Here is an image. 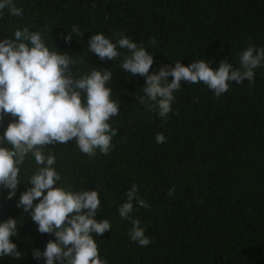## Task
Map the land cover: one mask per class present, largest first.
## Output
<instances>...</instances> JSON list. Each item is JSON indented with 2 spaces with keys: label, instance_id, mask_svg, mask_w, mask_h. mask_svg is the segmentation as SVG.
<instances>
[{
  "label": "trees",
  "instance_id": "trees-1",
  "mask_svg": "<svg viewBox=\"0 0 264 264\" xmlns=\"http://www.w3.org/2000/svg\"><path fill=\"white\" fill-rule=\"evenodd\" d=\"M23 16H0V39L17 27L40 30L46 41L77 59V68H108V82L120 100L118 129L112 151L89 157L73 142L49 145L57 157L62 181L74 189H97L101 205L97 220L107 218L111 232L95 237L108 264H264V67L255 81L231 84L216 97L202 83L174 93L172 111L161 119L136 97L144 78L120 69L119 60L101 61L88 52L87 40L102 32L113 40L126 35L154 55L150 69L211 60L214 69L228 59L239 67L238 54L251 42L264 47V0H16ZM83 32L70 44L62 38L72 26ZM122 55L126 50H121ZM122 59V57H121ZM84 63L80 64L79 61ZM75 71V66H73ZM171 80V77H169ZM12 117L6 116L0 133ZM163 133V143L155 136ZM36 167L27 160L24 168ZM136 183L149 209L136 208L150 244L129 240L131 223L118 207ZM16 197L0 195V220H19L17 237H10L25 257L0 264H37L33 248L43 249L51 234H41ZM171 193V194H169ZM40 264H43L41 261Z\"/></svg>",
  "mask_w": 264,
  "mask_h": 264
},
{
  "label": "clouds",
  "instance_id": "clouds-1",
  "mask_svg": "<svg viewBox=\"0 0 264 264\" xmlns=\"http://www.w3.org/2000/svg\"><path fill=\"white\" fill-rule=\"evenodd\" d=\"M5 12L23 16V8L17 6L16 0H0V16ZM82 34L73 25L62 38L70 44ZM86 44L88 52L101 61L119 60L118 67L127 74L142 76L143 95L136 99L149 110L154 108L161 119L172 111L174 93L181 89L182 81L188 85L202 83L220 97L231 84L240 85L245 80L253 83L254 70L264 67V47L251 42L238 54L239 67L224 59L214 69L210 66L212 61L203 58L188 65L176 60L174 66L161 65L151 72L154 55L126 35L113 40L96 32ZM51 45L43 31L31 30L29 26L17 27L10 37L0 39V127L6 116L12 117L0 133V195L6 189V199L12 200L19 185H27L20 192L16 207L31 217L39 233L54 237L43 249H32L31 256L37 264H108L95 239L111 232L107 218H96L101 205L98 190L74 189L62 181L55 153L45 149L71 141L89 157L97 151L107 156L118 133L112 126L114 121H110L119 115L121 102L109 86L110 69L91 66L81 71L73 55ZM121 50L126 53L122 55ZM165 139L163 133L155 136L157 144ZM27 160H34L36 167L26 170ZM139 190L136 183L127 189L118 214L131 223L129 240L146 247L150 238L143 221L133 212L136 208L149 209L151 204L139 195ZM18 224L19 220L13 217L0 220V259H24L25 252L10 239L17 237Z\"/></svg>",
  "mask_w": 264,
  "mask_h": 264
}]
</instances>
